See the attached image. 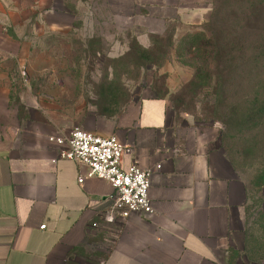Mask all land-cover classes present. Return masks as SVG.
<instances>
[{
	"label": "crops",
	"instance_id": "obj_1",
	"mask_svg": "<svg viewBox=\"0 0 264 264\" xmlns=\"http://www.w3.org/2000/svg\"><path fill=\"white\" fill-rule=\"evenodd\" d=\"M79 1L82 13L70 0H34L15 9L0 0V264H264L244 253L251 194L216 144L215 127L179 123L156 95H143L110 118L62 110L47 92L20 94L19 115L8 107V83L25 68L56 66L58 40L80 17L131 25L153 17L189 27L203 15L177 0ZM74 127L115 137L125 149L122 169L152 170L150 214L104 221L112 187L96 178L79 184L81 168L48 141Z\"/></svg>",
	"mask_w": 264,
	"mask_h": 264
},
{
	"label": "rangeland",
	"instance_id": "obj_2",
	"mask_svg": "<svg viewBox=\"0 0 264 264\" xmlns=\"http://www.w3.org/2000/svg\"><path fill=\"white\" fill-rule=\"evenodd\" d=\"M32 1L8 3L15 9ZM70 1L78 12L85 10L83 2ZM177 3L189 11L201 9L202 19L189 27L175 21L162 23L153 17L137 19L132 25L126 20L104 17L76 19L74 31L58 40L56 66L25 68L8 83V107L16 109L19 115L24 112L20 94L47 92L53 94L51 101L62 106V110L85 117L94 114L110 118L127 103L143 95H156L169 102L179 115V123L215 127L216 144L229 153L251 190L245 214L244 253L252 260L264 261L263 95L250 89L245 75L224 74L220 77L224 85L216 84L211 70L214 48L209 34L198 35L195 41L191 39L208 23L211 38L218 37L221 43V69L231 67L230 62L239 54L238 38L246 37L237 31L236 2L177 0ZM95 6L100 9L98 4H92ZM98 9L97 15H104ZM212 9L216 13L212 14ZM165 14L172 17L171 13ZM241 51L238 58L244 60L247 56L244 45ZM252 114L254 121H250Z\"/></svg>",
	"mask_w": 264,
	"mask_h": 264
},
{
	"label": "built area",
	"instance_id": "obj_3",
	"mask_svg": "<svg viewBox=\"0 0 264 264\" xmlns=\"http://www.w3.org/2000/svg\"><path fill=\"white\" fill-rule=\"evenodd\" d=\"M48 141L60 147V158L74 161L81 168L79 184L84 179L96 178L112 187L110 205L104 214L106 223L126 219L131 214L152 212L148 198L152 170H141L135 165L122 169L120 159L125 149L115 137H101L74 127L66 134L50 136Z\"/></svg>",
	"mask_w": 264,
	"mask_h": 264
},
{
	"label": "trees",
	"instance_id": "obj_4",
	"mask_svg": "<svg viewBox=\"0 0 264 264\" xmlns=\"http://www.w3.org/2000/svg\"><path fill=\"white\" fill-rule=\"evenodd\" d=\"M235 2L237 5V15L239 16L237 31L238 33H244L246 37L242 36L238 38L237 51L239 54L234 62H230L231 67L221 69V43L218 37L213 38L212 36L211 38L208 23L203 25L201 32H199L200 34H193L191 39L195 41L198 35L205 37L209 34L208 37L211 39L212 48H214L212 52V63L214 65L211 70L213 77L216 78V84L220 85V87L224 85V82L220 79L224 74L232 76L245 75L249 78L248 84L250 85V89L255 93H262L263 99L261 103L264 106V0H235ZM214 12L216 13V9H212V14ZM243 45L247 50V56L244 60H241L238 57L241 55ZM253 117H255L254 114L251 115L250 121H254ZM222 149L239 172L229 153L223 147Z\"/></svg>",
	"mask_w": 264,
	"mask_h": 264
}]
</instances>
